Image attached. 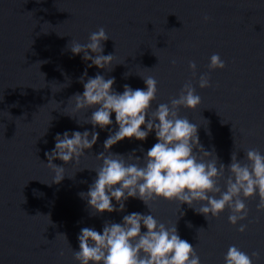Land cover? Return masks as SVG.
I'll use <instances>...</instances> for the list:
<instances>
[{"label":"water","instance_id":"obj_1","mask_svg":"<svg viewBox=\"0 0 264 264\" xmlns=\"http://www.w3.org/2000/svg\"><path fill=\"white\" fill-rule=\"evenodd\" d=\"M100 26L110 36L104 53H115L114 66L109 71L93 65L89 75L115 76L118 91L125 83L146 87L139 73L153 75L158 81L153 108L191 81L201 103L195 109L181 106L179 114L199 125L205 148L214 145L226 165L233 151L242 162L248 148L264 152V0H0V264H79L73 249L79 248L82 227L102 231L106 220L120 221L125 212L150 211L142 200L129 198L124 211L93 214L79 195L96 176L89 168L100 163L95 155L103 150L107 130L97 128V143L78 162L65 165L58 183L42 162L57 132L92 128L76 120L93 109L75 118L63 112L70 110L64 109L68 98L83 91L79 77L90 63L68 44L73 38L87 42ZM214 52L225 67L209 69ZM205 72L211 83L201 88L199 75ZM156 139L154 131L143 141L125 138L112 151L127 155L136 148L143 156ZM54 162L65 163L58 157ZM244 199L248 216L236 225L229 222L227 207L207 219L186 202L149 203L166 224L180 217L179 233L195 246L202 264H224L231 244L250 256L258 252L253 264H264V210L256 208L258 193ZM239 224L247 225L245 231Z\"/></svg>","mask_w":264,"mask_h":264},{"label":"clouds","instance_id":"obj_2","mask_svg":"<svg viewBox=\"0 0 264 264\" xmlns=\"http://www.w3.org/2000/svg\"><path fill=\"white\" fill-rule=\"evenodd\" d=\"M204 19L209 17L205 15ZM109 37L106 29L100 26L90 33L87 42L75 38L69 42L71 52L74 55L82 53V59L90 63L79 77L83 91L68 98L64 109L70 110L63 112L75 118L81 111L93 109L86 119L76 120L78 124L90 123L92 128L57 132L54 147L45 152L47 162L41 161L52 170V182L58 183L67 173L65 165L78 162L87 154L86 150L97 143L100 135L97 128L107 130L109 134L103 141V150L95 155L100 163L89 168L96 176L79 195L86 199L93 214L124 211L129 198L142 200L150 211L125 212L120 221L106 220L102 231L91 226L82 227L77 236L79 248L73 249L74 259L79 264H202L195 246L179 233L180 217L167 224L158 220L152 214L149 201L163 198L178 201L179 205L186 202L207 219L219 216L227 207L231 209L228 220L236 225L248 216L244 198L258 193L256 208L264 210V152L248 148L246 160L242 162L238 152L233 151L226 165L214 145L211 149L205 148L200 141L199 125L179 114L181 106L195 109L201 103L202 98L191 81L183 85L178 96L153 108L158 91V81L153 75L139 73L146 87L134 88L125 83L123 91L113 87L115 76L106 77L102 72L89 75L87 68L93 65L112 70L115 53H104V42ZM189 66L195 76L196 62L189 61ZM208 67L223 68L225 61L214 52ZM198 82L201 88L208 87L211 83L209 73H201ZM114 124L118 127H110ZM47 131L48 127L44 133ZM153 131L156 142L143 156L135 154L136 148L127 155L112 151V146L125 138L143 141ZM140 150L143 151V145ZM57 157L65 163H55ZM225 172L228 173L226 177ZM221 179H224L223 185L219 183ZM246 228V224H239V231ZM62 234L67 239L66 234ZM60 254L63 255V250ZM253 256L259 253L253 252L250 256L231 244L224 254V264H253Z\"/></svg>","mask_w":264,"mask_h":264}]
</instances>
